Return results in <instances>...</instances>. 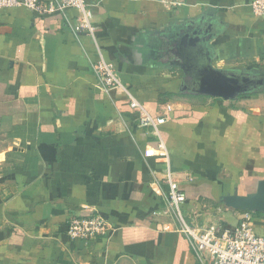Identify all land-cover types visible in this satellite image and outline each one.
Listing matches in <instances>:
<instances>
[{
	"label": "crops",
	"instance_id": "0c3cea01",
	"mask_svg": "<svg viewBox=\"0 0 264 264\" xmlns=\"http://www.w3.org/2000/svg\"><path fill=\"white\" fill-rule=\"evenodd\" d=\"M85 3L94 39L73 34L74 9H0V264H198L166 210L159 138L130 100L152 117L172 107L158 135L186 197L181 220L237 227L245 212L221 197L264 180V91L228 101L184 91L174 52L194 29L212 67L264 72V17L251 0ZM100 60L120 86L100 87ZM94 215L107 236L69 239L70 218ZM250 215L264 237L263 217Z\"/></svg>",
	"mask_w": 264,
	"mask_h": 264
},
{
	"label": "built area",
	"instance_id": "2783aa9c",
	"mask_svg": "<svg viewBox=\"0 0 264 264\" xmlns=\"http://www.w3.org/2000/svg\"><path fill=\"white\" fill-rule=\"evenodd\" d=\"M254 15L264 17V0H251ZM25 8L39 17L53 14L64 16L68 9L77 10L79 19L69 28L73 34L83 33L94 39V27L90 21L89 9L85 0H54L44 3L40 0H0V9ZM100 87L106 91L120 86L110 65L100 60L93 67ZM130 108L138 112V126L152 129L156 137L157 153L165 161L162 184L168 187L167 194L162 195L167 211L180 219L181 233L186 237L190 250L198 264H264V237L256 235L252 230V216L245 212L237 227L227 228L221 224L199 230L181 220L180 210L186 201L179 188V182L173 179L169 166L168 151L158 135V127L163 125L172 107L165 105L162 116L152 117L136 100H130ZM187 180H191L190 177ZM112 231L108 222L100 216H75L67 223V236L71 240L91 241L97 237L107 236Z\"/></svg>",
	"mask_w": 264,
	"mask_h": 264
},
{
	"label": "water",
	"instance_id": "95a60500",
	"mask_svg": "<svg viewBox=\"0 0 264 264\" xmlns=\"http://www.w3.org/2000/svg\"><path fill=\"white\" fill-rule=\"evenodd\" d=\"M175 56L179 69L187 77L184 91L223 100H234L240 95L264 91V72H231L212 67L207 47L199 32L194 30L178 36ZM227 209L258 213L264 219V180L258 183L255 193L240 196L227 194L221 197Z\"/></svg>",
	"mask_w": 264,
	"mask_h": 264
},
{
	"label": "trees",
	"instance_id": "16d2710c",
	"mask_svg": "<svg viewBox=\"0 0 264 264\" xmlns=\"http://www.w3.org/2000/svg\"><path fill=\"white\" fill-rule=\"evenodd\" d=\"M255 93V92H254ZM254 93H250V94H254ZM257 216H261L260 214H258V213H255Z\"/></svg>",
	"mask_w": 264,
	"mask_h": 264
}]
</instances>
